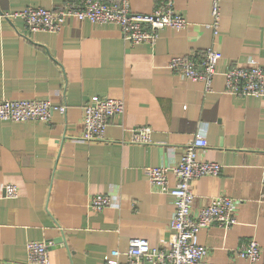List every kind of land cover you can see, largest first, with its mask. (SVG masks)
Here are the masks:
<instances>
[{"label": "crops", "instance_id": "0c3cea01", "mask_svg": "<svg viewBox=\"0 0 264 264\" xmlns=\"http://www.w3.org/2000/svg\"><path fill=\"white\" fill-rule=\"evenodd\" d=\"M70 1L79 0H0V99L66 105L49 122L0 120V264H28L30 240L46 244L48 264H105L103 255L124 251L131 237L168 249L173 198L153 187L143 168L174 164L195 132L207 141L198 157L221 171L191 182L193 211L220 195L238 202L236 223L198 231L206 262L252 264L235 252L254 239L256 264L264 263V96L232 94L224 78L229 66H264V0H219L216 33L208 26L212 0H173L189 25L160 29L153 44L130 43L113 23L69 19L58 31L31 32L5 15ZM127 1L131 11L149 13L160 0ZM210 46L221 57L208 86L168 68L171 57L198 58ZM92 95L120 98L124 108L103 138L84 140L82 106ZM143 125L150 141L133 142V129ZM167 177L173 187V173ZM5 184L17 186L16 197L4 195ZM97 194L110 204L92 209ZM61 233L67 247L52 241Z\"/></svg>", "mask_w": 264, "mask_h": 264}, {"label": "built area", "instance_id": "2783aa9c", "mask_svg": "<svg viewBox=\"0 0 264 264\" xmlns=\"http://www.w3.org/2000/svg\"><path fill=\"white\" fill-rule=\"evenodd\" d=\"M19 17L28 31L55 32L69 19L89 20L93 23H113L119 26L122 37L132 44L147 42L153 44L160 29L170 27L180 30L189 25L185 17L174 8L173 0H160L149 13L133 12L127 0H79L65 2L55 8L25 6L5 14ZM212 21L208 24L216 33L219 24V0L211 2ZM221 53L207 47L202 55L173 56L169 59L171 72L193 80H202L208 86L216 73V65ZM225 89L236 95L264 96V66L253 60L244 65L229 66L224 71ZM124 103L120 98L92 95L82 106L81 134L84 140L104 137L109 119L123 112ZM65 104H52L41 99H0V120L25 121L41 120L49 122L54 111L65 113ZM151 128L143 125L133 129L131 140L138 143L150 141ZM207 147L201 132H195L182 148L180 158L172 165L145 166L143 173L153 187L172 196L174 209L169 218L170 237L168 249L151 247L145 238L131 237L124 251L112 248L103 255L105 264H209L206 262L207 249L197 241L200 228L218 224L228 228L236 223L235 210L238 202L227 195H220L193 211L194 193L191 182L202 175L216 176L221 165L215 161L202 160L198 152ZM175 177L173 187L169 186L167 174ZM260 182L264 185V164L261 165ZM15 184H5L4 195L16 197ZM90 207L94 210L110 204V197L97 194L90 197ZM28 264H48L47 246L43 241L30 240L26 243ZM125 256V262L120 256ZM235 255L252 264L259 262L261 250L254 239L239 244ZM264 264V263H262Z\"/></svg>", "mask_w": 264, "mask_h": 264}, {"label": "water", "instance_id": "95a60500", "mask_svg": "<svg viewBox=\"0 0 264 264\" xmlns=\"http://www.w3.org/2000/svg\"><path fill=\"white\" fill-rule=\"evenodd\" d=\"M52 241L53 243H58L60 246L67 247L62 233L59 236L55 237Z\"/></svg>", "mask_w": 264, "mask_h": 264}]
</instances>
